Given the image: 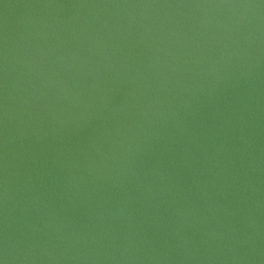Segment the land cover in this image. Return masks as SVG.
<instances>
[{
  "label": "water",
  "instance_id": "95a60500",
  "mask_svg": "<svg viewBox=\"0 0 264 264\" xmlns=\"http://www.w3.org/2000/svg\"><path fill=\"white\" fill-rule=\"evenodd\" d=\"M0 264H264V0H0Z\"/></svg>",
  "mask_w": 264,
  "mask_h": 264
}]
</instances>
